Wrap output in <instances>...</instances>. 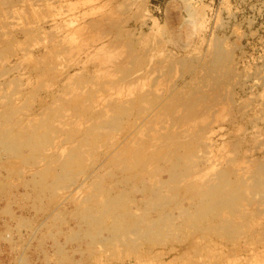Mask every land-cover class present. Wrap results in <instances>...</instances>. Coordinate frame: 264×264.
<instances>
[{
  "label": "rangeland",
  "instance_id": "rangeland-1",
  "mask_svg": "<svg viewBox=\"0 0 264 264\" xmlns=\"http://www.w3.org/2000/svg\"><path fill=\"white\" fill-rule=\"evenodd\" d=\"M0 264H264V0H0Z\"/></svg>",
  "mask_w": 264,
  "mask_h": 264
},
{
  "label": "bare ground",
  "instance_id": "bare-ground-1",
  "mask_svg": "<svg viewBox=\"0 0 264 264\" xmlns=\"http://www.w3.org/2000/svg\"><path fill=\"white\" fill-rule=\"evenodd\" d=\"M260 11V10H259ZM233 28V27H232ZM237 28H238V26H237ZM233 30H231V32H232ZM243 33V32H242ZM232 35H233V37H235L237 40H239L240 38H242V34H241V31H238V30H234L233 31V33H232ZM241 40V39H240ZM259 60H262V59H259ZM259 62V61H258ZM262 62V61H261ZM257 63V62H256ZM260 66V65H259ZM258 66V67H259ZM255 67V66H254ZM259 68H261V67H259ZM256 69H258V68H256ZM258 70H261V69H258ZM257 70V71H258ZM256 73V72H255ZM245 78V77H244ZM258 78V77H257ZM260 79V78H259ZM247 85H248V87H249V89H250V91L253 89V88H258V87H260L261 86V83H260V81L258 80V79H256V78H248V80H247ZM207 86V85H206ZM258 90V89H257ZM203 91V90H202ZM246 91V90H245ZM20 107V106H19ZM5 144V143H4ZM248 182V181H247ZM262 196V195H261Z\"/></svg>",
  "mask_w": 264,
  "mask_h": 264
}]
</instances>
